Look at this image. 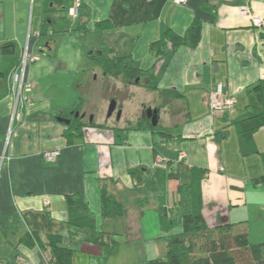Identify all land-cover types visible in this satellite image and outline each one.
<instances>
[{
  "label": "crops",
  "instance_id": "crops-1",
  "mask_svg": "<svg viewBox=\"0 0 264 264\" xmlns=\"http://www.w3.org/2000/svg\"><path fill=\"white\" fill-rule=\"evenodd\" d=\"M70 1L0 0V264H50L49 249L41 247L49 236L71 250L72 264L163 258L165 236L179 226L170 219L178 182L167 173L177 167L180 153L186 155L182 169L207 171L203 208L211 205L220 217L210 211L206 222L247 221L231 217L230 208L245 207L247 191L261 194L264 204V185L251 184L264 177V128L239 134L234 124L248 116L247 88L264 80V33L240 13L245 9L264 18V0H189L184 6L169 0H82L86 15L78 22L68 15ZM195 21L196 47L170 50L166 31L182 37ZM85 32L93 39H83ZM5 43L13 44L9 55L1 52ZM103 47L127 57L133 68L152 71L151 84L133 86L137 92L126 102L133 99L140 115L157 110V125L173 139L158 142L150 130L136 128L139 117L122 119L124 102L116 123L112 115L102 122L93 117L104 127H84L81 138L66 143L65 125L55 116L77 106L72 105L77 92L98 69L88 54ZM24 54L30 61L19 72L32 90L21 120L12 122L10 78ZM217 85L232 99L231 109L211 111L208 96ZM88 115L83 120L91 123L85 121ZM55 149L57 161L45 162L42 154ZM157 156L164 160L162 168L153 165ZM181 179L189 181V174L181 172ZM163 189L173 190L170 202L168 194L166 203L155 197ZM74 194L93 214L94 231L67 222L65 196ZM163 208L174 229L162 227Z\"/></svg>",
  "mask_w": 264,
  "mask_h": 264
},
{
  "label": "trees",
  "instance_id": "trees-1",
  "mask_svg": "<svg viewBox=\"0 0 264 264\" xmlns=\"http://www.w3.org/2000/svg\"><path fill=\"white\" fill-rule=\"evenodd\" d=\"M72 0L70 1V6ZM82 0L79 8L77 22L84 13ZM198 22H193L182 37L166 31L165 38L169 49L177 46L195 48L200 35ZM84 31V30H82ZM264 33V30L261 32ZM166 43L164 42V45ZM163 44L161 46H164ZM13 51L12 43L1 46V52L5 55ZM92 66L102 71V74L113 80L121 79L128 85H145L152 78V71H143L129 65L127 57H120L103 47L99 52L88 54ZM146 85V87H149ZM248 116L234 124L239 134L255 133L264 128V80L258 81L247 88ZM119 109V108H118ZM80 112V106L61 112L55 119L63 118L69 121L64 126L63 137L67 144L81 138L83 128L100 129L104 126L84 122L74 114ZM147 124L142 121L136 128L148 129L158 138V142L169 141L174 138L167 130H160L158 125L152 127L148 118L144 117ZM159 129V130H157ZM221 138L225 136L220 132ZM183 161L178 162L177 167L169 173V180L177 181L178 207L182 209L180 230L168 233L165 236V254L163 258L150 259L146 264H264V242L251 245L245 231L233 233V228L241 225L220 221L214 227H209L202 215L201 182L207 171L199 168H183ZM181 172L189 174V181L182 182ZM251 184L264 185V177L251 180ZM65 201L68 209L67 222L73 227L89 231L95 230V218L88 210L83 197L80 194L67 195ZM160 223L166 230L174 229L165 208L160 211ZM243 225V224H242ZM33 236L31 235V238ZM36 243L35 238H32ZM50 251V264H72V252L61 247V239L56 236L46 238V243L41 246Z\"/></svg>",
  "mask_w": 264,
  "mask_h": 264
},
{
  "label": "rangeland",
  "instance_id": "rangeland-1",
  "mask_svg": "<svg viewBox=\"0 0 264 264\" xmlns=\"http://www.w3.org/2000/svg\"><path fill=\"white\" fill-rule=\"evenodd\" d=\"M48 32V33H47ZM46 35L48 37L46 38H51V36L53 35L51 30H48L45 32ZM86 35L85 40H91L93 39V33L90 32H85L84 33ZM56 35V34H55ZM65 36H69V35H65ZM41 38H45L44 35ZM69 38V37H68ZM77 39V38H76ZM82 39V40H83ZM92 67V65H91ZM99 72L98 69L95 70V75H93L91 78L89 77V75H87L86 77V81L83 84V89L80 90L79 92H77L76 94V102L73 103L72 105H79L80 109H81V114H89L87 120H89V118H94L95 121L98 122H102L106 119L107 117V110H108V105L110 104V102L112 100H114L116 102V110L115 112L112 114V117L110 118L113 122L116 123V113L117 111H119L118 108H120V105H122V103H124L125 107L127 109H125V111L122 114V119L126 118V119H135L137 117H139V122H143L145 124H147V122L145 121L144 117H146V115L144 114L145 112H142L141 115L140 113L137 112V107L134 103H132V101H130V103L127 104V100H129L131 98V94H134L137 92V89H133V86L136 85H132V86H127L128 84H125L123 80L118 79V80H113L111 78H107L104 75L102 76ZM120 86V87H118ZM123 87V88H122ZM65 94L67 95V97L71 98L72 94H73V90L72 89H68V91L65 92ZM137 95V94H136ZM75 97V96H74ZM245 97V95H244ZM242 102H240L241 104ZM245 105V104H244ZM248 105V104H247ZM121 111V109H120ZM148 121H150L148 119ZM159 129L160 126L158 125ZM157 129V130H159ZM175 128L172 130L175 132ZM213 170H215V168H211ZM211 171V170H210ZM184 178V174L182 175V179ZM182 182H184L183 180H181ZM173 190H160V192H158V196H155L156 198H158L159 200H162L165 202L166 198H167V194H168V198H169V202L170 200V196H171V192ZM247 199L249 201V203L241 208H230L233 212L231 213L232 216L235 217H244L245 219H247V221H244L245 223L243 224L244 226L240 227V226H236L235 228H233V233H239V232H243L245 231L247 233L249 242L251 245H256L258 243H262L264 242V204H261V194H258L256 197L255 195H251V191H247ZM178 200V199H177ZM177 200L175 201V205L176 207H173L171 205V212H170V219L172 220L173 224H177L179 226H177V231L180 230V223H181V215H182V209L178 207V203ZM163 203V202H162ZM166 203V202H165ZM253 204L257 205L254 206ZM209 208V209H208ZM203 208V203H202V215L207 216L208 217V222L210 219V211H212L213 213V218H218L220 217L219 214V210L214 209L211 205H206V210H204ZM215 210V211H214ZM229 211V210H228ZM221 213V212H220ZM223 217V215H222ZM226 217V215H225ZM205 219V217H204ZM206 221V219H205ZM206 224L209 227H213L214 225H209V223L206 222ZM216 224V223H215Z\"/></svg>",
  "mask_w": 264,
  "mask_h": 264
},
{
  "label": "built area",
  "instance_id": "built-area-1",
  "mask_svg": "<svg viewBox=\"0 0 264 264\" xmlns=\"http://www.w3.org/2000/svg\"><path fill=\"white\" fill-rule=\"evenodd\" d=\"M173 5L176 6H184L187 4L189 0H169ZM81 0H72V4L68 10V15L73 19L76 20L79 15V8H80ZM243 17H247L250 20L252 27L258 31L262 32L264 30V18L261 16H252L249 15L248 12L243 9L240 13ZM30 61L27 55L24 54L21 64L19 67L15 69V72L11 75L10 78V93L15 99V109L12 114V122L13 121H20L22 117L21 109L25 105L28 100L27 95L32 90V85L30 83H25L23 80V76L19 69H24L25 64ZM208 105L211 111H223L229 110L233 106V101L231 98H226L222 93L221 85H217L215 90L212 91L208 96ZM60 155V151L58 149L51 150L44 152L42 154L43 160L47 163L53 164L57 161ZM186 155L183 153L178 154L177 161L181 162L185 159ZM5 161V158H2L1 162ZM156 168H162L164 166V160L157 156L155 157L154 164Z\"/></svg>",
  "mask_w": 264,
  "mask_h": 264
},
{
  "label": "water",
  "instance_id": "water-1",
  "mask_svg": "<svg viewBox=\"0 0 264 264\" xmlns=\"http://www.w3.org/2000/svg\"><path fill=\"white\" fill-rule=\"evenodd\" d=\"M116 110V102L114 100H112L108 106V110H107V117H110ZM121 116V112L117 111L116 113V118L117 120L120 118ZM74 117H78V113L74 114ZM81 118H83L84 116H80ZM146 117L150 120V123L152 125V127H156L157 123H158V114H157V110H151L148 109L146 111ZM57 121L63 125H68L69 121L63 118H58ZM92 121V118H89V122Z\"/></svg>",
  "mask_w": 264,
  "mask_h": 264
},
{
  "label": "flooded vegetation",
  "instance_id": "flooded-vegetation-1",
  "mask_svg": "<svg viewBox=\"0 0 264 264\" xmlns=\"http://www.w3.org/2000/svg\"><path fill=\"white\" fill-rule=\"evenodd\" d=\"M78 113V117L79 118H81L80 116H82L83 114H81V111L80 112H77ZM84 116V115H83ZM81 119H84V117L83 118H81Z\"/></svg>",
  "mask_w": 264,
  "mask_h": 264
}]
</instances>
